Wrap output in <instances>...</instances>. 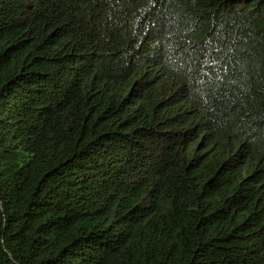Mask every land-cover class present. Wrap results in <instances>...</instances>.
<instances>
[{
    "label": "trees",
    "instance_id": "trees-1",
    "mask_svg": "<svg viewBox=\"0 0 264 264\" xmlns=\"http://www.w3.org/2000/svg\"><path fill=\"white\" fill-rule=\"evenodd\" d=\"M0 264H264V0H0Z\"/></svg>",
    "mask_w": 264,
    "mask_h": 264
}]
</instances>
